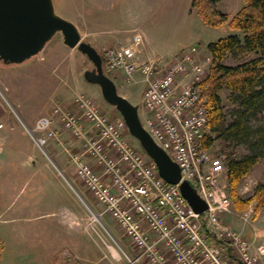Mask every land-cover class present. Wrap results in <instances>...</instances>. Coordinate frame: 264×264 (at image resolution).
<instances>
[{"label":"rangeland","instance_id":"374dc122","mask_svg":"<svg viewBox=\"0 0 264 264\" xmlns=\"http://www.w3.org/2000/svg\"><path fill=\"white\" fill-rule=\"evenodd\" d=\"M53 2L58 15L79 25L87 43H91L93 15L100 18L103 35L111 37L121 27V21L129 17L132 21L135 16L137 21L142 20L141 17L146 15L142 13L143 9L148 5L147 24L143 23L137 29L149 40L151 53L166 61H172L183 49L193 46L205 49L209 43L233 33L228 25L222 28L206 26L192 9V0ZM243 5L244 0H221L218 9L232 17ZM93 10H100L101 14L97 15ZM135 29H131L130 33ZM114 45H98L95 48L104 56L105 51ZM256 58L258 56L254 53L239 50L229 54L224 64L236 66ZM93 68V62L85 54L64 44L60 33L40 54L23 64L6 65L0 62V123L3 124L0 131V264H133L131 261L139 257V252L123 236L116 223L104 214L103 206L91 198L85 187L60 162L59 157H63L74 170V154L61 144L64 131L57 128L60 137L41 149L27 130V127H34L40 116L51 114L54 107L72 110L68 109L72 103L74 109L73 102L80 95L97 100L103 112L111 117L121 116L104 99L101 87L85 80L84 73ZM106 73L119 87L120 82L115 79L118 72ZM130 86L135 90V96L140 98L143 95L142 83ZM118 92L122 96L128 94L124 87L118 88ZM230 95L227 89L221 93L225 108L224 128L233 120V112L238 109V104L231 101ZM132 101L139 107L141 118L144 117L142 102L136 98ZM254 124L264 126V113ZM211 135L216 139L211 152L220 156L225 166L229 158L252 154L247 145L225 141L221 139V133ZM70 136L73 135L63 134L65 140H76ZM132 140L142 150L137 139L132 137ZM69 180L90 209L101 215V221L122 249L79 198ZM260 184H264V159L241 182L240 196L250 198ZM223 221L231 224L255 246L264 241V209L254 219L252 211L239 213L232 207ZM114 250L119 257L114 255Z\"/></svg>","mask_w":264,"mask_h":264},{"label":"built area","instance_id":"2783aa9c","mask_svg":"<svg viewBox=\"0 0 264 264\" xmlns=\"http://www.w3.org/2000/svg\"><path fill=\"white\" fill-rule=\"evenodd\" d=\"M144 51L145 37L135 29L127 44L105 51L106 68L123 72L127 84H143L144 127L180 167L179 184L167 183L155 161L137 148L125 120L104 113L91 97L75 98L73 110L53 108L28 132L42 149L57 138L58 127L84 141V155L103 172L74 154V174L139 252L133 264H263L264 241L255 246L223 221L232 210L228 168L204 147L209 115L201 86L213 56L199 46L172 61ZM183 181L207 202L203 214L183 196Z\"/></svg>","mask_w":264,"mask_h":264},{"label":"trees","instance_id":"16d2710c","mask_svg":"<svg viewBox=\"0 0 264 264\" xmlns=\"http://www.w3.org/2000/svg\"><path fill=\"white\" fill-rule=\"evenodd\" d=\"M220 1L192 0V9L206 26L222 28L228 25L233 32L207 46L214 63L201 86L209 115L204 147H214L216 139L211 135L214 133H221L225 141L249 147L251 155L227 161L228 189L232 207L239 213L252 209L256 219L264 209V184H260L248 199L240 196L239 187L264 159V126L254 124L264 113V0H244L243 7L232 17L218 9ZM239 50L254 53L258 58L236 66L224 64L229 54ZM225 89L231 92V101L238 104L226 128L221 96Z\"/></svg>","mask_w":264,"mask_h":264},{"label":"water","instance_id":"95a60500","mask_svg":"<svg viewBox=\"0 0 264 264\" xmlns=\"http://www.w3.org/2000/svg\"><path fill=\"white\" fill-rule=\"evenodd\" d=\"M58 33L63 35L65 45L77 48L93 62L94 68L84 73L85 80L101 87L104 99L124 118L130 134L155 161L160 176L167 183L179 184L182 180L180 167L145 129L139 107L119 94L115 82L104 72L103 59L97 49L83 41L75 23L57 14L53 0H0V62L6 65L23 64L40 54ZM69 184L75 190L71 182ZM180 188L196 213L203 214L208 210L207 202L189 182L183 181ZM76 193L120 247L100 216L90 209L77 191Z\"/></svg>","mask_w":264,"mask_h":264},{"label":"crops","instance_id":"0c3cea01","mask_svg":"<svg viewBox=\"0 0 264 264\" xmlns=\"http://www.w3.org/2000/svg\"><path fill=\"white\" fill-rule=\"evenodd\" d=\"M93 12L94 13H96L97 15H100L101 14V12H100V10H98L97 12L96 11H94L93 10ZM141 12H142V10H141ZM148 5H145V8L143 9V12L142 13H146V15L145 16H143V17H141V19L142 20H140V21H137V19H138V17L137 16H135L134 18L135 19H133L132 21H131V19H130V17L129 18H127V19H125L123 22L121 21V27H119V29L118 30H116V31H114V34H113V36H106V35H103L104 33H102L101 32V27L103 26L102 24H101V21H100V18H96L94 15H93V19H92V32H91V43L97 48V46L98 45H106V44H108V45H110V44H116L117 42H122V43H127L128 42V40L130 39V36H131V33H130V30L131 29H133V28H137V26H141L143 23H144V25H146L147 24V21H148V17L147 16H149L148 15ZM133 14H135V13H133ZM76 25H77V27L78 28H80L79 27V25L76 23ZM139 29V28H138ZM112 32V31H111ZM115 34H117L116 35V37H115ZM150 42H149V40L148 39H146L145 38V51H144V56H156V55H154L153 53H151V51H150ZM203 50V49H202ZM207 50V48H205L204 49V51H206ZM115 79H117V80H119V82H120V85H119V89H120V87H124V89L128 92V94H126V95H123L125 98H127L130 102L132 101V99H138V100H140V102H142V96H140V98H139V96H135V90L133 91L132 89H131V86L130 85H128V84H126L125 83V81H124V73L123 72H118L117 73V75H115ZM133 102V101H132ZM67 109V108H66ZM68 109H72L73 110V108H72V103H71V106H69V108ZM46 111L48 112L49 111V109H48V107L46 108ZM46 112V113H47ZM43 116V115H42ZM42 116H40L39 118H41ZM118 117V116H117ZM38 118V119H39ZM0 124H2V123H0ZM3 125V124H2ZM1 131V130H0ZM64 131V133L63 134H65V135H67V134H69L70 135V133L69 132H66L65 130H63ZM66 132V133H65ZM58 134H60L59 132H58ZM63 134H62V139H61V144H62V146L64 147V148H66L69 152H73V154H81V155H83V160L84 161H86V162H88L89 164H91L92 165V167L98 172V173H102L103 172V169L97 164V162H96V160L94 159V158H92V157H90V156H88V155H84V149H83V142H82V140H80V139H77V138H74L73 136V139H76L75 141H68V140H65L64 138H63ZM60 137V135H58V138ZM71 137V136H70ZM71 137V138H72ZM0 138H2V137H0ZM65 149V150H66ZM59 160H60V162L66 167L65 169L66 170H68V172L72 175V177L74 178V179H76L75 178V176L73 175L74 173V170H73V168L71 167L72 166V164L71 165H69V164H67V162H66V160L63 158V157H59ZM80 183V182H79ZM80 185L81 186H83L82 185V183H80ZM86 189V188H85ZM87 191V190H86ZM87 193H88V191H87ZM89 194V193H88ZM90 195V194H89ZM92 198V197H91ZM225 217V216H224Z\"/></svg>","mask_w":264,"mask_h":264},{"label":"bare ground","instance_id":"6f19581e","mask_svg":"<svg viewBox=\"0 0 264 264\" xmlns=\"http://www.w3.org/2000/svg\"><path fill=\"white\" fill-rule=\"evenodd\" d=\"M114 255H115L116 257H119V254H118V252H117L116 250H114Z\"/></svg>","mask_w":264,"mask_h":264},{"label":"flooded vegetation","instance_id":"af4514ba","mask_svg":"<svg viewBox=\"0 0 264 264\" xmlns=\"http://www.w3.org/2000/svg\"><path fill=\"white\" fill-rule=\"evenodd\" d=\"M3 63V62H2Z\"/></svg>","mask_w":264,"mask_h":264}]
</instances>
